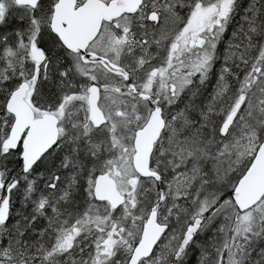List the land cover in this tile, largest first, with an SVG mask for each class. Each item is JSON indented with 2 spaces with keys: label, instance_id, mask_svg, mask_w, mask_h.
Instances as JSON below:
<instances>
[{
  "label": "snow or ice",
  "instance_id": "6c2138e0",
  "mask_svg": "<svg viewBox=\"0 0 264 264\" xmlns=\"http://www.w3.org/2000/svg\"><path fill=\"white\" fill-rule=\"evenodd\" d=\"M0 264H264V0H0Z\"/></svg>",
  "mask_w": 264,
  "mask_h": 264
}]
</instances>
